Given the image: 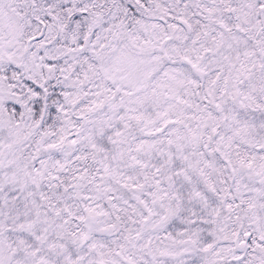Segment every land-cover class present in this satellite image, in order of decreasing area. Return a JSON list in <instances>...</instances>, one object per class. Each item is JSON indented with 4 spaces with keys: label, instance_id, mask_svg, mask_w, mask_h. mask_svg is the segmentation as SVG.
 Instances as JSON below:
<instances>
[{
    "label": "snow or ice",
    "instance_id": "obj_1",
    "mask_svg": "<svg viewBox=\"0 0 264 264\" xmlns=\"http://www.w3.org/2000/svg\"><path fill=\"white\" fill-rule=\"evenodd\" d=\"M0 264H264V0H0Z\"/></svg>",
    "mask_w": 264,
    "mask_h": 264
}]
</instances>
